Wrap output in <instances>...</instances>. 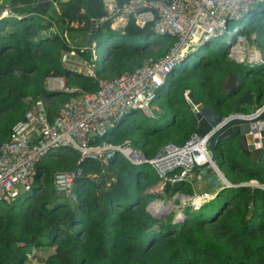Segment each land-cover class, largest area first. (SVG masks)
<instances>
[{
  "label": "trees",
  "instance_id": "trees-1",
  "mask_svg": "<svg viewBox=\"0 0 264 264\" xmlns=\"http://www.w3.org/2000/svg\"><path fill=\"white\" fill-rule=\"evenodd\" d=\"M5 8L9 14L0 16V143L28 109L24 98L54 96L48 118L66 98L65 92L45 87L48 73L62 74L86 90L97 86L95 79L60 63V51L69 45L57 25L83 22L80 28L94 40L95 51L102 50L99 57L96 54L95 72L104 78L134 68L144 57L164 54L174 40L153 32L148 23L138 26L131 16L120 26L110 27L107 19L93 29L91 19L103 12L100 0H7ZM241 18L245 22L233 32L228 31L227 20L224 46L208 47L189 63L183 59L172 66L151 99L155 115L129 109L102 137L113 142L128 138L144 155H151L162 143L180 144L193 131L194 117L184 91L223 115L233 112V99L246 87L255 86L252 89L264 97V64L227 55L228 43L238 34L254 33V43L264 46L256 41L264 34V0L252 4ZM51 27L55 31H45ZM232 72L241 87L226 92ZM250 72L262 75L248 80ZM146 164L131 163L119 153L102 164L79 158L69 147L49 149L36 163L30 189L9 202L0 201V264H28L29 257H37L33 250L48 246L52 251L36 264H264V187L259 185L264 183V158L251 164L235 137L224 141L217 147L218 168L229 182L239 184L218 190L197 208L185 207L176 221L146 210L161 185ZM77 167L81 171L72 181L71 202L54 189L51 173ZM250 179L257 184L246 183ZM162 189L191 191L183 181L165 182Z\"/></svg>",
  "mask_w": 264,
  "mask_h": 264
},
{
  "label": "built area",
  "instance_id": "built-area-1",
  "mask_svg": "<svg viewBox=\"0 0 264 264\" xmlns=\"http://www.w3.org/2000/svg\"><path fill=\"white\" fill-rule=\"evenodd\" d=\"M100 1L103 12L93 22L95 26L110 19V27L114 28L131 16L138 26L148 23L153 32L169 34L174 40L164 54L155 58L144 57L134 68L114 77L104 78L99 77L94 69V40L89 44L76 46L77 52L75 45L65 39L69 48L60 51V63L70 70L95 79L97 86L86 90L69 82L62 74L45 75L46 88L61 90L67 96L50 118L47 116V108L54 96L40 94L35 99H29V107L22 115L24 119L18 118L12 124L7 138L0 143V201L9 202L30 189L37 170L36 163L49 149L69 147L78 152L79 158L87 157L102 164L114 153H119L131 163L150 165L160 179L158 194L163 196L151 199L149 209H152V203L159 206L169 204L175 197L181 203L186 202L197 208L201 202H195V191L199 183L195 170L188 169L187 166L163 169L154 166L149 160L160 154L159 147L185 146L191 139L192 132L180 144L171 141L162 143L151 155H144L128 138L113 142L102 136L129 109H138L151 115V99L172 66L185 59L192 51L208 44L212 37L222 35L227 27V20L240 19L252 4L262 0H125L121 4L117 0ZM51 30L55 31L53 27ZM61 36L66 35L63 33ZM245 36L238 34L229 44L228 54L236 61L244 60L241 53ZM248 36L255 38L254 33ZM80 52H88V56ZM80 171L77 167L56 169L51 173L54 189L71 202L75 200L72 181ZM89 175L98 176L95 172ZM177 181L188 183L192 192L185 194L172 191L168 196L165 195L163 184ZM259 185L264 187V183Z\"/></svg>",
  "mask_w": 264,
  "mask_h": 264
},
{
  "label": "water",
  "instance_id": "water-1",
  "mask_svg": "<svg viewBox=\"0 0 264 264\" xmlns=\"http://www.w3.org/2000/svg\"><path fill=\"white\" fill-rule=\"evenodd\" d=\"M96 20L91 19V25ZM242 61L264 64V46L254 43L252 47L246 48V59ZM240 87L241 84L235 73H230L224 87L225 91L236 92ZM184 93L187 97V108L194 117L191 139L182 147H159L160 154L154 155L149 160L154 166L163 169H171L175 166L193 168L199 176L195 202L205 203L218 190L239 184L229 182L223 171L218 168L217 147L224 141L235 137L238 147L246 151V158L251 164L262 158L264 101L261 102V99L263 95L246 87L233 99L232 103L236 105L233 112L223 115L202 105L190 91ZM156 113L157 108L151 107V115ZM19 118L24 119L22 115ZM99 181L102 185L105 183L103 173L99 175ZM148 203L145 208L151 215L162 216L158 210L149 209ZM169 213L170 210L165 211L163 216ZM178 219L174 218L172 221Z\"/></svg>",
  "mask_w": 264,
  "mask_h": 264
},
{
  "label": "rangeland",
  "instance_id": "rangeland-1",
  "mask_svg": "<svg viewBox=\"0 0 264 264\" xmlns=\"http://www.w3.org/2000/svg\"><path fill=\"white\" fill-rule=\"evenodd\" d=\"M6 3H7V0H0V14H4V15L9 14L7 12V9L5 8ZM4 10H6V12H4ZM241 22H245V18H241L238 20H228V31L233 32V30L236 27H238L241 24ZM82 25H83V22L72 21L67 26H61V28H59V25H57V27H58L57 29L61 35L63 33H65L66 36H63V38L66 39L71 45H80L81 46L84 44H89L91 41L90 40L91 37L89 36L88 31L84 28H80V26H82ZM95 25H96L95 23L92 25L93 29H94ZM45 31H51V29L48 28ZM253 37L254 36H252V37H249L248 35L245 36L246 41L243 42V44H242L243 45V48H242L243 53H241L242 59L246 58V48H250L251 46H253V44L255 42V38H253ZM234 39H235V37H233L231 41H234ZM256 41H258L260 43H264V34H258L256 37ZM226 42H227V39L223 35H218V36L212 37L210 39V42H208L209 46H207V47L202 46V47H199L198 49L192 51L191 53H189L186 56L185 61L187 63H189L196 56L207 53L208 49H211L213 47L220 48V47L224 46ZM230 42L228 43V47H229ZM95 52L98 55V57L102 54L101 49L96 50ZM227 55H228V57L233 58L231 55L228 54V52H227ZM96 61H97V59H96ZM181 61H183V59H181L179 61V63H181ZM246 62H250V61H246ZM179 63H177L176 66H178ZM250 63H254V62L251 61ZM94 69H95V60H94ZM124 71H126V70H124ZM261 75L262 74H255V73L250 72L248 74V80H252L258 76L260 77ZM252 87L254 88L255 86H252ZM24 99L29 102V99H27V98H24ZM150 106L155 107V103L151 102ZM138 112L140 113V110ZM144 115H146V114H144ZM262 158H264V152H263ZM145 166L150 169L148 164H146ZM225 174H224V176H225ZM246 183L256 184V181H255V179H250V180L246 181ZM190 190H191L190 192H183V191H179V192H183V193L187 194V193H191L193 189L191 188ZM169 193L165 192V195L168 196ZM157 196L162 197L163 195L157 193ZM1 203H3V202H1ZM167 204H163L162 207H160L159 209L158 208H156V209H158V212L162 214V216H160V217H164L163 213H165V211L170 210V213L167 215L172 216L171 220H173L174 218H176V219L181 218L184 214L183 211H184L185 207L190 206L191 209L193 208V206L191 204L189 205L186 202L181 203L177 197L173 198L169 202V204L168 205ZM167 215H165V216H167ZM51 251H52V247H49V246L48 247H41V248H37V249L33 250V252H35V254L37 255L38 258L37 257H34V258L29 257L30 259H29L28 264H36L39 261V259H42L43 257H45Z\"/></svg>",
  "mask_w": 264,
  "mask_h": 264
},
{
  "label": "bare ground",
  "instance_id": "bare-ground-1",
  "mask_svg": "<svg viewBox=\"0 0 264 264\" xmlns=\"http://www.w3.org/2000/svg\"><path fill=\"white\" fill-rule=\"evenodd\" d=\"M150 30H151V29H150ZM186 197H187V196H186ZM151 207H152V209L154 210L155 208H158V209H159L160 207H162V205L159 206L158 204H155V203L153 204V203H152V204H151ZM163 207H164V206H163ZM158 209H156V210H158Z\"/></svg>",
  "mask_w": 264,
  "mask_h": 264
},
{
  "label": "flooded vegetation",
  "instance_id": "flooded-vegetation-1",
  "mask_svg": "<svg viewBox=\"0 0 264 264\" xmlns=\"http://www.w3.org/2000/svg\"><path fill=\"white\" fill-rule=\"evenodd\" d=\"M250 88L252 89V87H250ZM252 90H253V89H252ZM253 91L256 93V91H255V90H253ZM231 92H233V91H231ZM262 97H263V96H262ZM263 98H264V97H263ZM263 98L261 99V102H262V101H264V99H263Z\"/></svg>",
  "mask_w": 264,
  "mask_h": 264
},
{
  "label": "crops",
  "instance_id": "crops-1",
  "mask_svg": "<svg viewBox=\"0 0 264 264\" xmlns=\"http://www.w3.org/2000/svg\"><path fill=\"white\" fill-rule=\"evenodd\" d=\"M154 204V203H153Z\"/></svg>",
  "mask_w": 264,
  "mask_h": 264
}]
</instances>
